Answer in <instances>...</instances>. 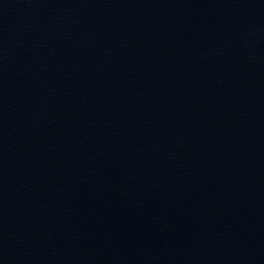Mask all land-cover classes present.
<instances>
[{
  "label": "water",
  "instance_id": "1",
  "mask_svg": "<svg viewBox=\"0 0 264 264\" xmlns=\"http://www.w3.org/2000/svg\"><path fill=\"white\" fill-rule=\"evenodd\" d=\"M0 264H264V0H0Z\"/></svg>",
  "mask_w": 264,
  "mask_h": 264
}]
</instances>
